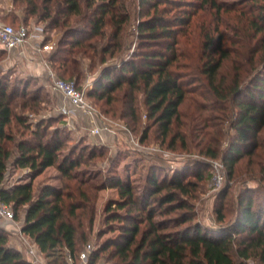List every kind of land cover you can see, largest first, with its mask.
Here are the masks:
<instances>
[{
	"label": "trees",
	"instance_id": "obj_1",
	"mask_svg": "<svg viewBox=\"0 0 264 264\" xmlns=\"http://www.w3.org/2000/svg\"><path fill=\"white\" fill-rule=\"evenodd\" d=\"M25 2L29 12L40 14L41 19H50L55 26L66 28L59 48L50 55V61H55L58 75L62 78L74 79L78 85L77 79L85 75L84 62L79 55L90 60L91 70L96 65V58L100 64H106L108 53L113 56L122 51L121 33L129 20L128 13L121 12L123 0ZM213 4L220 12L219 3L214 1ZM28 6H32L31 9ZM79 16L82 18L78 19ZM74 17L76 22L79 20L84 25L74 26L75 21L72 25ZM10 24L17 26L20 23ZM172 25L169 19L159 15L142 20L138 34L148 42V49L138 51L137 58L126 60L120 66L102 65L88 91L89 97L103 102L101 106H106V115L127 119L132 129L142 124L144 106L149 124L143 128L139 138L142 143L153 127L159 141L165 143L174 126L180 123L182 104L187 99L185 75L176 68L175 54L169 52L168 56L164 51L151 49L158 39L167 42L166 48H174L173 43L177 40ZM248 26L251 31L244 32L248 49L243 54L239 49L235 53L247 58L249 69L245 70L244 64L238 63L234 68V78L229 82L227 75L230 73H222L221 70L232 50L223 45V33L215 39L209 30L204 44L206 61L200 71L206 75L207 82L203 86L208 87L217 100H230L237 107L232 113L235 116H231L234 140L222 157L230 175L234 173L240 157L252 154L261 145L258 138L264 129V71L250 79L245 91L242 88L243 72L250 73L256 66V55L260 54V61H264V4L259 5V13L249 19ZM107 28H111L109 33ZM82 33L83 37L79 35ZM251 39H257L256 43L252 44ZM69 44L71 49L66 47ZM3 74L0 71V198L12 206L16 217L24 211L22 230L46 255L48 264H70L68 254L77 263L83 249L78 251L80 236L70 216L77 215L78 208H85V204L91 202L88 188H98L83 176L86 172L79 170L83 163L89 164L96 151L90 149L86 155L82 149L76 155L77 148H73L71 153L63 154L68 142L61 129H50L51 125L44 119L32 127L28 120V113H39L44 107L42 103L47 102L42 96L44 87L30 92L31 81L12 83ZM177 137L175 133L170 147H174ZM184 139L182 137V141ZM205 153L211 157L219 155L210 145ZM100 154L103 155V151ZM10 159L15 167L29 168L34 174L57 166L67 180L64 186L69 189L75 187L83 203L75 201L72 191L65 193L49 184L38 195L32 182L6 187L4 180ZM187 176L184 171H176L171 177L161 178L157 167L151 166L147 183L141 191L121 176L112 177L109 186L118 188L122 198L116 206L125 209V213L114 211L110 217L125 222L119 238L102 248L114 247L112 259H117L112 264H247L251 258L257 264H264V201L256 200L246 190L237 197L233 219L226 220L223 204L216 208L217 220L222 226L189 223L180 227L193 220L187 197L205 177L202 171L197 172L196 181L187 179ZM227 194L225 189L221 197L225 198ZM68 199L73 202L69 203ZM108 209L111 210V205ZM176 210L181 212L175 217L157 219L158 215L164 216ZM63 248L68 250L66 256L60 253ZM91 256L93 264L99 252L94 249ZM0 264H33L21 250L9 244L8 233L2 227Z\"/></svg>",
	"mask_w": 264,
	"mask_h": 264
},
{
	"label": "rangeland",
	"instance_id": "obj_2",
	"mask_svg": "<svg viewBox=\"0 0 264 264\" xmlns=\"http://www.w3.org/2000/svg\"><path fill=\"white\" fill-rule=\"evenodd\" d=\"M214 1L219 3L220 12L213 4ZM123 2L124 8L121 12H127L129 20L121 33L122 51L113 56L108 53L106 64H100L96 58L94 60L97 61L96 65L91 70L88 65L90 60L79 55L78 57L84 62L85 75L77 79L78 87L85 88L88 94L102 65L120 66L126 60L137 58L138 51L148 49L146 46L148 42H145L138 34L142 20L153 15L169 19L173 24L171 27L176 30L177 41L173 43L174 48L172 50L166 48L167 42L164 39H158L153 42L154 47L151 49L164 51L168 56L169 52L175 54L173 57L176 58V68L185 75L184 83L188 93L186 101L182 104L180 123L174 126L173 131L163 144L157 138L155 127L149 130L148 138L143 143L139 141L143 128L149 124L144 106L142 107V124H138L136 129L130 128L127 119L106 115L104 113L106 106H101L103 102H97L96 99L88 95V100L96 108V123L93 122L95 118L92 116H87V120H85L78 114H62L58 109L61 97L53 86L47 67L44 71L38 72L28 59L17 57L15 54L0 49V71L4 73V76L9 77L12 83L31 81L30 92L38 87H44L42 96L47 102L42 105L46 109L43 107L36 114L28 113V120L32 127H35L39 120L44 119L47 124L51 125L50 129H61L68 142L63 154L71 153L73 148H77L76 155L82 149L86 155L90 149L96 151L91 159L88 158L89 164L83 163L79 170L86 172L83 176L98 188H88L91 202L85 204L87 205L85 208H78L77 215L70 216L81 237H79L78 251L84 249L87 244H91L95 251L99 252V256L93 264H112L117 259V257L112 259L113 246L106 250H102V248L113 239L119 238L121 227L125 223L110 218L114 211L125 213V209H118L116 206L122 198L118 188L109 186L108 182L112 177L121 176L131 182L135 189L141 191L147 183L151 166L157 167V173L161 178L171 177L176 171H184L188 174L187 179L196 181L197 172L202 171L204 179L187 197L194 218L191 222L180 227L189 223H201L206 227L222 226V223L217 220L216 208L223 204L226 220L233 219L237 210V197L246 190L250 195H254L256 200L264 201V129L258 138L261 145L256 147L252 154L240 157L232 175L229 174L228 168L223 162L225 181L216 189L212 184L213 164L215 161L222 160L223 154L227 151L231 141L234 140L235 129L232 126L231 116H235L232 113L237 107L230 103V100H217L212 91L203 86L207 82L206 75L200 72L206 61L207 52L204 50V44L209 30L215 39L219 33H223V45L232 50L230 58L224 60L221 70L222 73H230L227 75L228 81L234 78V71H236L234 68L238 63L244 64L245 70L249 69L247 58L242 55L238 56L235 52L239 49L243 54L248 49L245 47L247 35L244 32L251 31L247 29L249 19L259 13V5L264 4V0H209L208 2L206 0H123ZM27 5L25 0H0V21H5V23L25 21L29 25H43L44 42L51 44V49L38 58L44 64L48 63L49 67L58 74L54 65L55 61H50V55L59 48L66 28L55 26L50 19H41L40 14L29 12L26 9ZM31 7L28 6V9ZM81 18L82 16L78 17V19ZM78 22L79 20L76 22L75 17L71 20L74 26L84 25ZM106 31L109 33L111 28H107ZM79 35L84 36L83 33ZM235 40H239V42ZM106 41L107 39L105 43ZM251 41L254 44L257 39H251ZM66 47L71 49L72 45L69 44ZM259 55H256L257 64L255 63L256 66L250 70V73L243 72V91L256 73L264 71V61H260ZM141 96L140 98H142ZM118 105L120 107L121 104ZM94 126L101 130L96 133L92 132ZM175 133L178 137L172 148L169 143ZM17 135L21 136L19 133ZM182 137L185 138L184 141H182ZM208 145L218 151L217 157H211L205 153ZM102 151L103 155L100 154ZM26 182H32L36 195L45 185L49 184L62 189L65 193L72 191L75 201L83 203L78 192L75 191V187L69 189L64 186L67 180L63 178L57 166H50L41 173L34 174L29 168L15 167L13 160L10 159L4 185L12 187ZM225 189L228 194L222 198L221 194ZM68 202L71 203L73 200L68 199ZM109 205H111V210L108 209ZM180 212L181 210H176L169 214H163L164 216L158 215L157 219L172 218ZM23 223L24 211L22 210L15 218L14 223L6 227L0 222V227L8 233L9 244L11 240L15 245H20L23 254L28 258L26 249L33 240L25 232H23V236L29 241H26L20 234L19 228L21 226L23 228ZM173 227V229L176 228V226ZM67 252L68 250L63 248L60 253L66 256ZM43 256L45 264H48V258L44 253ZM91 261L92 258L89 260V264H92ZM246 263L257 264L254 258L248 259Z\"/></svg>",
	"mask_w": 264,
	"mask_h": 264
},
{
	"label": "built area",
	"instance_id": "obj_3",
	"mask_svg": "<svg viewBox=\"0 0 264 264\" xmlns=\"http://www.w3.org/2000/svg\"><path fill=\"white\" fill-rule=\"evenodd\" d=\"M44 34V26L40 24L29 25L26 22H21L15 26L0 21V49L21 58L36 60L43 53L51 49V44L44 42ZM45 65L51 76L53 86L61 97V102L58 107L59 111L65 115L82 113L84 115H90L93 118L97 117L95 113L96 108L88 100V94L85 88H79L74 79L68 80L60 77L49 67L48 63ZM93 122L96 123V118ZM100 130L101 128L94 126L92 132L96 133ZM225 177L223 160L215 161L212 169V184L215 189L222 185ZM15 218L16 216L12 206L3 202L0 198V222L8 227L15 222ZM19 232L26 241H29L28 238L23 236L22 226L19 228ZM94 249L93 245L87 244L80 252L77 263H74L71 255L68 254L70 264H89ZM26 252L33 264H45L43 253L35 242L29 243Z\"/></svg>",
	"mask_w": 264,
	"mask_h": 264
},
{
	"label": "crops",
	"instance_id": "obj_4",
	"mask_svg": "<svg viewBox=\"0 0 264 264\" xmlns=\"http://www.w3.org/2000/svg\"><path fill=\"white\" fill-rule=\"evenodd\" d=\"M17 56V55H16ZM18 57V56H17ZM29 61V63H31V64H34V68L38 71V72H41V71H44L45 69H46V65L42 62V60L41 59H34V60H28ZM32 66V65H31ZM78 115L80 116V118H85V120H87V116H90V115H84V114H82V113H78ZM90 120L92 121V119L90 118ZM10 245L11 246H13V247H15V248H17V249H19V250H21L22 251V249H21V246L20 245H15V243H12V241L10 240ZM28 256V259L30 260V257H29V255H27Z\"/></svg>",
	"mask_w": 264,
	"mask_h": 264
}]
</instances>
